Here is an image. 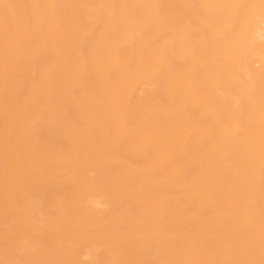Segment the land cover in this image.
Returning <instances> with one entry per match:
<instances>
[{
	"label": "bare ground",
	"instance_id": "1",
	"mask_svg": "<svg viewBox=\"0 0 264 264\" xmlns=\"http://www.w3.org/2000/svg\"><path fill=\"white\" fill-rule=\"evenodd\" d=\"M0 264H264V0H0Z\"/></svg>",
	"mask_w": 264,
	"mask_h": 264
}]
</instances>
